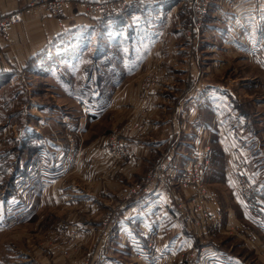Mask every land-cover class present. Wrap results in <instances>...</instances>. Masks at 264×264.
<instances>
[{"label": "rangeland", "instance_id": "1", "mask_svg": "<svg viewBox=\"0 0 264 264\" xmlns=\"http://www.w3.org/2000/svg\"><path fill=\"white\" fill-rule=\"evenodd\" d=\"M175 3L170 4L173 14L167 13L171 20L167 27L176 19L181 35L172 39L184 40L185 45L170 44L168 32L154 36L131 25L116 34L119 43L108 49L87 48L81 58L73 51L62 58L55 49L47 50L50 58L44 63L21 65L15 74L0 76V264H159V258L141 261L137 239L130 243L138 230L127 218V204L138 206L145 196L150 200L144 209L155 206L141 211L143 229H147L143 219L151 215L167 219L170 227L163 222V231L174 238L168 246L174 262L185 261L202 243L183 216L170 210L163 190L127 193L176 146L168 148L166 140L152 145L150 157L144 156L129 178L122 171L129 156H111L108 139H123L128 155L134 135L159 143L155 140L162 132L154 131L155 118L173 123L189 106V94L197 86L201 90L215 85L212 89L227 96L219 92L225 98L213 99L210 107L197 103L202 144L194 145L192 134L186 137L174 128L166 131L167 141L183 138L178 147L189 157L194 149H202V182L220 208L215 232L201 237L207 239L205 248L213 254L217 249L224 264H264V34L257 37L259 46L252 41L257 34L252 27L256 32L229 31L222 37L225 43L217 36L210 42L211 37L203 34L208 16L201 27L188 26L184 12L172 9ZM244 33L247 41L242 42ZM154 37L163 42L161 47L136 56L141 48L135 42ZM162 55L174 60L165 62ZM151 97L158 106L153 114L148 112ZM220 120L229 138L222 142L216 140ZM202 122L210 124L203 128ZM173 154L177 160L172 189L190 206L193 186L180 183L189 157ZM237 163L242 164L243 175L235 168ZM249 195L258 199L256 207ZM159 202L163 206L156 205Z\"/></svg>", "mask_w": 264, "mask_h": 264}, {"label": "crops", "instance_id": "2", "mask_svg": "<svg viewBox=\"0 0 264 264\" xmlns=\"http://www.w3.org/2000/svg\"><path fill=\"white\" fill-rule=\"evenodd\" d=\"M26 1L27 0H0V13L15 10L18 7L22 6ZM170 4L171 2L168 0H133V7L130 13L123 16L121 19L113 20H100L94 16L87 15L85 12L80 10L76 4H74L73 7L68 10L61 19L42 16H27L23 22L17 24L12 28L13 42L10 46H8L3 40L0 39V76H5L10 73L15 74L18 69H20L17 67L21 65H26L28 63L32 64L35 61L39 62L40 64L44 63L46 61L45 59L50 58V56H48L50 55L49 52H46L47 50L55 49L56 52H59L60 57L62 58L66 57L67 51H73L76 54L77 58H81L83 57L81 53L84 49L94 48L99 50V48L101 47L100 45H103V48L108 49V47H110L111 45L119 43L115 39H119V36H116V34L124 33V31H127L126 28H130L131 25L138 27L140 26L141 32L151 35L154 34V36L158 35L159 33V36H161L162 33L168 32V36H170V44L175 45L177 47H179L180 44L185 45V43L182 42L184 40L177 39L181 35L180 30L176 27L175 24L177 20H174L170 28L167 27L171 23V20L167 19V13L169 14L173 12H169L171 7ZM215 4H217L216 8L214 6ZM172 16H170V19ZM224 21L225 23H223ZM222 24H226V26L221 27ZM227 25L228 27H230L229 29ZM251 27L257 31V34L255 35L256 39H252V41L256 42L257 45L261 44L260 42H257L260 40V38L257 39V37L259 34H264V0H213L211 4V11L209 12L207 21L205 22L203 34L206 37H211L210 42H212L214 41L216 36L219 37L221 40L222 37H227L226 35L229 36V31L232 32L233 35L237 32L242 31H247L246 33L256 32L253 31ZM226 31L228 32L225 33ZM246 33L241 34L242 42H244L245 40L244 35ZM175 34L177 35L176 39L178 43L176 40L172 39ZM68 37L69 41L67 40ZM158 40V38L154 37L151 38V41L153 42L147 40L136 41L135 43H139L138 47L141 48L140 52L136 56H142L145 50L150 51L153 48L161 47V44L163 42H159ZM222 41L225 43L224 40ZM245 41H247V39ZM85 52L86 50L84 51V53ZM103 52L107 55L106 51ZM168 57L165 58L163 56L165 62L174 60L172 57ZM195 75L196 74L194 73V76ZM199 87L200 86H197L191 92V94H189L188 98L192 99L189 102V106L186 109H183L181 111V114H178L179 117H177L176 115V118H174L173 123L170 120V122L166 121L165 124H163L164 121L160 122L158 118H155L156 120H154L153 118L155 124V126H153L154 131L158 129L159 132H162V135L159 138L157 137V140H155V142L159 143H151L150 141L144 140L143 135H134L133 137H131L130 143H132V152L129 157L124 161L125 166L122 170L125 172L126 176L129 175V178L133 177V172H135L136 167H138V164L142 162L144 156L150 157V155L152 154L151 146L156 144H162L165 142V140L167 143L169 142L168 148H170V145L172 143V146H176V151L174 152H176L177 156H181L182 159L183 157L186 159L189 157L187 156L188 151L187 153L182 154L178 147L180 141V146H182V143H184V139L178 138L179 141L177 139L176 142L167 141L168 139L166 131L169 132L174 128L175 132L178 131L181 135L186 134V137L192 134L191 136H193L192 139L194 145L197 146L202 139V133L200 134V132H197L198 130H200L197 123L199 120H202L197 118L198 113L196 112V109L199 105L197 103L199 102L201 106L207 105V107H210V103L213 99L220 98V102L223 101L225 97L222 98V95H220V93L223 92L222 94L224 96L226 95V92L221 89H212H216V85L213 87L206 86V88L197 90L199 89ZM153 100L154 97H151L147 101L149 103L148 112L151 114L155 113V110L158 108V106L156 108V105H153ZM184 111H187L188 115H183L182 112ZM202 123L203 128L210 124L209 123L206 125L205 122ZM162 124L164 126H162ZM221 124L224 123H221L220 120L218 128L219 137L217 138L216 136V140H221L220 142H222L224 139H229L228 136H226L225 133L222 132ZM200 144H202V142ZM201 150V147L198 151L197 149H194L191 153V156L188 158V161L194 162L201 159ZM126 169L128 172L125 171ZM205 173H207V168L205 170ZM177 193L178 191L176 190H173L171 192H161V196L165 199L166 202H168L170 210H172L170 203H172L175 197L178 196ZM153 197L154 196L152 195L151 198ZM139 199L141 201L137 203L139 204L138 206L131 205L130 203L127 204V212L129 213L128 216L132 217L127 218L133 219V224L141 233H145V231L147 233L151 228L155 230L158 236L160 249H165L167 246L170 245L169 241L174 239L172 237L167 238L166 234L163 231V222H165L164 220L167 219L159 221V215H151V218L143 219V222L147 226V229H143L141 222V211L144 209V207L148 203L147 201H149L150 199L146 196ZM162 204L163 203L159 202V204L156 205ZM154 206L155 204L153 203L151 205L149 204L143 210V213L145 212V210L151 211ZM233 211L234 210L232 208L229 210L230 217H233ZM174 221L177 223V219H175ZM122 222L124 221L122 220ZM138 222L140 224H138ZM165 225L167 226V228L170 227L166 224V222ZM175 226H177V224ZM157 228L159 229L156 230ZM164 239L168 240V243L164 242ZM177 239H175L176 242ZM161 261L162 259H159V264L161 263Z\"/></svg>", "mask_w": 264, "mask_h": 264}, {"label": "built area", "instance_id": "3", "mask_svg": "<svg viewBox=\"0 0 264 264\" xmlns=\"http://www.w3.org/2000/svg\"><path fill=\"white\" fill-rule=\"evenodd\" d=\"M168 1H176L173 6L174 11L179 7L180 13L184 12L183 17L185 16V19H187L188 26L198 23L200 25L199 27H201L204 19L209 15L213 0ZM74 4L87 15L94 16L100 20H113L129 14L133 7V0H27L22 6L15 10L0 13V39L10 46L13 42L12 28L23 22L27 16L61 19ZM108 140V151L111 156L115 159H122L129 156V151L125 149L126 147L123 139L113 136ZM176 160L173 153L166 157L165 155L160 157L158 159V164L150 169L148 174L144 176L140 182L128 188V195L138 196L147 189L152 190L155 188L162 189L166 192L173 191V172L176 168ZM202 163V159L196 164L192 162L188 163L186 172L181 176V187L192 184L193 190L195 191L194 193L192 192L188 199L190 206H187L185 204L186 201L183 197H178V194V196H176L178 199L175 207L172 208L176 216L177 212L183 216L184 223L188 224V227L194 231L195 234L193 235L196 239L198 238L200 240V243H202L201 246L196 245L193 247L192 253L187 256L185 261L178 262V260L175 259L174 262L175 256L172 253V248L167 246L165 249H160L158 236L155 230L150 229L147 233L138 231V234L135 233L136 235L129 237L133 238L134 241L137 239L135 244L136 249L139 250L138 257L141 261L149 262L159 258L165 261V264L166 262L167 264H211V262H213L212 264H224L223 260L217 261L212 252H209L207 247L205 248L207 239L201 238L204 235L206 236L209 231L214 233L217 228V220L220 219L219 205L214 202L212 192L203 185L202 182ZM235 168L240 171V175H243V166L241 163H237ZM249 198H251L253 207H256L258 199L256 200L252 195H249ZM132 231L134 232V230ZM126 236L129 238L127 234Z\"/></svg>", "mask_w": 264, "mask_h": 264}, {"label": "trees", "instance_id": "4", "mask_svg": "<svg viewBox=\"0 0 264 264\" xmlns=\"http://www.w3.org/2000/svg\"><path fill=\"white\" fill-rule=\"evenodd\" d=\"M171 3H172V1H171ZM122 18V16L121 17H118V18H116V19H121ZM188 226V225H187ZM152 229V228H151ZM131 242H134V240H130V243ZM136 245V244H135ZM170 246V245H169ZM212 252V251H211ZM218 253H219V251L216 249V252L213 254V252H212V254H213V256L214 257H216V260L217 261H221L222 259L221 258H219V256H218Z\"/></svg>", "mask_w": 264, "mask_h": 264}, {"label": "bare ground", "instance_id": "5", "mask_svg": "<svg viewBox=\"0 0 264 264\" xmlns=\"http://www.w3.org/2000/svg\"><path fill=\"white\" fill-rule=\"evenodd\" d=\"M174 6V5H173ZM172 9L174 10V8L172 7Z\"/></svg>", "mask_w": 264, "mask_h": 264}]
</instances>
